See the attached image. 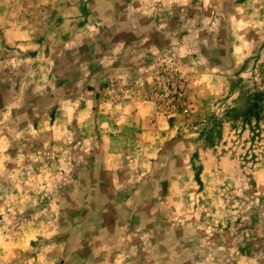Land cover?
<instances>
[{
	"label": "rangeland",
	"instance_id": "374dc122",
	"mask_svg": "<svg viewBox=\"0 0 264 264\" xmlns=\"http://www.w3.org/2000/svg\"><path fill=\"white\" fill-rule=\"evenodd\" d=\"M0 264H264V0H0Z\"/></svg>",
	"mask_w": 264,
	"mask_h": 264
}]
</instances>
